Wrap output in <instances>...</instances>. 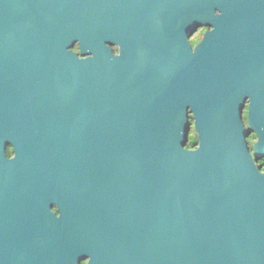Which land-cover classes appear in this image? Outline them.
I'll use <instances>...</instances> for the list:
<instances>
[{"label":"water","instance_id":"95a60500","mask_svg":"<svg viewBox=\"0 0 264 264\" xmlns=\"http://www.w3.org/2000/svg\"><path fill=\"white\" fill-rule=\"evenodd\" d=\"M182 1L223 41L146 63L100 0H0V264H264V0Z\"/></svg>","mask_w":264,"mask_h":264},{"label":"flooded vegetation","instance_id":"af4514ba","mask_svg":"<svg viewBox=\"0 0 264 264\" xmlns=\"http://www.w3.org/2000/svg\"><path fill=\"white\" fill-rule=\"evenodd\" d=\"M102 5V13L104 16V23L113 24L115 28L118 25L121 26L124 22H127L121 30L125 29L124 36L112 39L113 32L110 33L109 39L106 41L107 45L111 48L113 54L118 57L123 49L122 44L130 42L132 44L131 50L139 55L140 62L146 63H161L169 59V53L171 49V43L174 45V49H178L181 46V34L187 31V42L185 45L196 52L199 50V54L202 49L203 43L214 37V42H222V35L216 33L211 35L216 29L213 25H208V19H200L202 8H195L194 12L196 17L191 18L189 12L182 9H172L171 0H100ZM173 4H180L181 0H172ZM184 3V0L182 1ZM201 2L195 0V6ZM215 16L220 15V11L215 10L212 12ZM130 16L128 21L123 23L119 21L117 25V16ZM114 28V27H113ZM113 31V29L111 30ZM77 48V51L75 50ZM74 51L78 52L79 48L74 47ZM201 57H198L200 61ZM249 102L245 104L242 111L241 119L244 127L249 129ZM191 127L194 126V119L190 116ZM196 137V134H195ZM257 138L254 134L248 136L247 141L251 147L255 144ZM8 151L12 154L9 156ZM8 158H13V150L8 147ZM264 161L260 159L257 165L264 169L261 163ZM51 211L55 216L59 217L58 209L53 206ZM5 229V226H1ZM68 229V222H66ZM82 262L79 264H86Z\"/></svg>","mask_w":264,"mask_h":264},{"label":"trees","instance_id":"16d2710c","mask_svg":"<svg viewBox=\"0 0 264 264\" xmlns=\"http://www.w3.org/2000/svg\"><path fill=\"white\" fill-rule=\"evenodd\" d=\"M192 138V137H191ZM190 146L194 147L198 143V139L194 136V139L190 140ZM9 156L12 154L10 151H8ZM262 166H264V161L261 163Z\"/></svg>","mask_w":264,"mask_h":264},{"label":"rangeland","instance_id":"374dc122","mask_svg":"<svg viewBox=\"0 0 264 264\" xmlns=\"http://www.w3.org/2000/svg\"><path fill=\"white\" fill-rule=\"evenodd\" d=\"M75 47H77V46H75ZM75 50L77 51V48H75ZM194 136H195V133H194V129L192 128L191 129V139H194Z\"/></svg>","mask_w":264,"mask_h":264}]
</instances>
